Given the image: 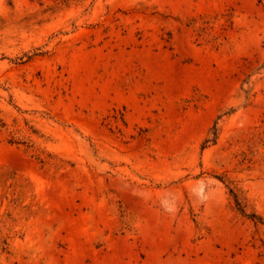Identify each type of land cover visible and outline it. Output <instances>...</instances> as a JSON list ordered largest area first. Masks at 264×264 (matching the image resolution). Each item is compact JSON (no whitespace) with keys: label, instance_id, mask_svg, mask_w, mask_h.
Returning a JSON list of instances; mask_svg holds the SVG:
<instances>
[{"label":"rangeland","instance_id":"obj_1","mask_svg":"<svg viewBox=\"0 0 264 264\" xmlns=\"http://www.w3.org/2000/svg\"><path fill=\"white\" fill-rule=\"evenodd\" d=\"M0 264H264V0H0Z\"/></svg>","mask_w":264,"mask_h":264}]
</instances>
